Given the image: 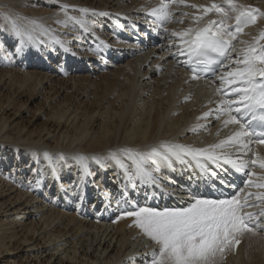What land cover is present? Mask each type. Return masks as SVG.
I'll list each match as a JSON object with an SVG mask.
<instances>
[{
  "label": "bare ground",
  "instance_id": "obj_1",
  "mask_svg": "<svg viewBox=\"0 0 264 264\" xmlns=\"http://www.w3.org/2000/svg\"><path fill=\"white\" fill-rule=\"evenodd\" d=\"M217 1L222 2L176 4L170 10L174 14L171 26L183 31L198 10ZM237 2L264 11V0ZM61 5H68L67 10ZM159 5L154 0H0V100L9 87L14 97H27L12 119L6 112L12 108L13 97L6 98L0 108V264H150L159 246L133 217L121 212L133 208L130 205L138 201L140 192L167 197L174 188L170 169L186 174L190 169L179 164L161 166L156 172L158 186L138 183L129 189L125 201L120 200L117 187L123 186L122 170L113 163L102 169L91 158L117 149L149 151L164 141L206 148L238 131L235 124L225 125L223 112L215 111L221 105L212 84L193 79L169 60L162 47L142 51L104 73L90 76L79 71L84 65L93 66L91 46L116 44L105 30L108 20L120 25L125 20H143L146 12ZM6 16L16 20L21 30L34 29L46 43L30 45L15 55L13 45L19 44V38L10 31ZM67 17L86 23L81 27ZM41 26L47 34H42ZM262 31L264 17L244 28L237 38L234 61L258 41ZM51 36L63 43H55ZM258 42L264 44V40ZM29 101L38 102L34 114L45 119L41 126L18 121L22 113L31 111ZM210 111L213 115L205 117ZM223 151L234 153L236 146H225ZM78 154L90 157L89 170L94 174L81 185L82 200L72 188L80 181L79 166L73 160ZM256 154L264 158V145L253 147L251 158ZM252 171L261 173L258 166ZM3 177L10 181L4 182ZM252 180L258 181L259 176ZM250 191L264 192V188L251 185ZM240 238L244 241L227 264H260L262 255L264 264V237L256 233Z\"/></svg>",
  "mask_w": 264,
  "mask_h": 264
},
{
  "label": "snow or ice",
  "instance_id": "obj_2",
  "mask_svg": "<svg viewBox=\"0 0 264 264\" xmlns=\"http://www.w3.org/2000/svg\"><path fill=\"white\" fill-rule=\"evenodd\" d=\"M172 3L185 5V0H172ZM187 6L197 7L194 4ZM61 8L67 10L68 5H61ZM208 13H214L218 18L209 19L203 27L198 26ZM145 14L161 24L171 20L173 15L169 3H161ZM186 15L189 14L181 13V16ZM233 16L236 22L230 25L228 22ZM258 17H264V11L240 4L237 0H222V3L214 2L202 7V14L194 17L197 26L182 32L161 28L160 32L164 35L159 38L179 41L167 47L176 49L171 55L178 61L181 57L185 58L182 62L191 68L193 79H198L197 73L207 75L211 71L215 74L216 69L232 68V64H224V61L232 60L231 53L236 51L233 41L244 28L255 24ZM6 19L11 23L12 34L19 38V44L13 45L15 55L23 54L30 45L38 47L46 43L35 34L34 29L21 30L16 20L10 16ZM67 19L79 23L81 27L86 23L76 17ZM31 23L35 24V21ZM41 30L42 34H47L42 26ZM50 39L57 44L63 43L54 36ZM259 40H264V32L260 33ZM258 41L238 54L233 61L235 68L218 77L221 87L217 91L237 97L235 100L220 101L221 107L215 110L229 115L225 125H239V130L227 140L206 148L164 141L152 146L149 151L117 149L106 156L91 158L102 169L106 170V165L113 163L122 170L123 186H117L120 200L127 201L129 189L134 190L138 183L155 186L159 168L176 164L195 171L209 189L232 188L239 174H243L244 184L264 188V158L258 154L255 159L251 158L253 145H264V44ZM233 111L235 115L231 114ZM208 115H213V112L205 113V117ZM216 118L219 119V116ZM225 146H236V151L225 152ZM89 159L82 154L73 158L79 166L80 181L72 188L80 200L84 199L81 185L94 175L89 170ZM125 160L130 163H125ZM257 166L261 169L260 174L252 171ZM256 176L259 180H252ZM105 196L109 194L106 192ZM261 205H264V192L249 193L243 198L233 195L213 199L192 195L187 207L158 209L132 204L130 206L135 210L124 211L123 215L133 217L134 223L159 246L152 252L150 264H218L226 249L239 245L240 237L245 233L255 235L257 230L264 231V207ZM249 208L256 211H245Z\"/></svg>",
  "mask_w": 264,
  "mask_h": 264
},
{
  "label": "rangeland",
  "instance_id": "obj_3",
  "mask_svg": "<svg viewBox=\"0 0 264 264\" xmlns=\"http://www.w3.org/2000/svg\"><path fill=\"white\" fill-rule=\"evenodd\" d=\"M1 19V18H0ZM4 20H2V22H3ZM1 22V21H0ZM11 87H12V85H11ZM8 90V91H7ZM4 94H3V96H2V98H1V100H0V108H2V104L4 105L5 104V102L7 101V99L8 98H11V97H13L12 99H13V103H12V108L10 109V110H7V112H6V115H8L9 117H10V119H12V117H13V112L15 113L16 111H18V109H20V107H21V103H23L24 101H25V98H27V97H25V98H23V97H20V96H13V94L15 93L12 89H10V87L8 88V89H6V90H4V92H3ZM7 96V97H6ZM5 97V98H4ZM17 97H19L18 99H17ZM7 98V99H6ZM20 100V101H17V100ZM16 101H17V103H16ZM38 101V100H37ZM37 101H34V102H28V106H29V108H31V111L30 112H27V113H22V119H20V120H18V121H20L21 123H23V124H25V123H28L29 124V122H34V124L36 125L37 124V126H41L43 123H44V121H45V119L43 118V117H40V118H35V114H34V110L38 107V102ZM15 102V103H14ZM9 111H10V113H9ZM0 113H2L1 111H0ZM0 116H2V114H0ZM24 116V117H23ZM35 119V120H34ZM6 144L7 143H3V145H4V147H6ZM3 150H1V152H2ZM3 154V153H2ZM3 180H4V182H7V181H10L8 178H5V177H3ZM2 180V181H3ZM188 205H186V207H187ZM249 236H247V238H248ZM261 255H262V252L260 253ZM261 255H259V256H261ZM263 256V255H262ZM262 256L261 257H259V263L260 264H262V262H261V259H262ZM258 258V257H257ZM261 258V259H260ZM218 262H219V260H218ZM219 264H220V262H219Z\"/></svg>",
  "mask_w": 264,
  "mask_h": 264
}]
</instances>
